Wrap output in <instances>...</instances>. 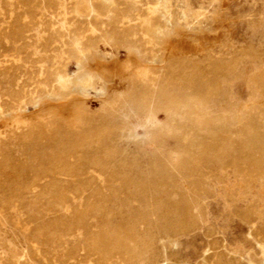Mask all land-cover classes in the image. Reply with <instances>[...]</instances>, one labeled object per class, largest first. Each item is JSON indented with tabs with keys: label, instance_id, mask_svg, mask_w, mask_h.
I'll list each match as a JSON object with an SVG mask.
<instances>
[{
	"label": "rangeland",
	"instance_id": "1",
	"mask_svg": "<svg viewBox=\"0 0 264 264\" xmlns=\"http://www.w3.org/2000/svg\"><path fill=\"white\" fill-rule=\"evenodd\" d=\"M260 71L264 0H0V264H264Z\"/></svg>",
	"mask_w": 264,
	"mask_h": 264
},
{
	"label": "bare ground",
	"instance_id": "2",
	"mask_svg": "<svg viewBox=\"0 0 264 264\" xmlns=\"http://www.w3.org/2000/svg\"><path fill=\"white\" fill-rule=\"evenodd\" d=\"M42 1V0H41ZM96 7V6H95ZM110 11V10H109ZM103 15V14H102ZM107 16V15H106ZM107 21H109V20H107ZM106 21V22H107ZM103 22V21H102ZM119 22V19H117L116 17H112L111 18V20H110V23H108L109 24V27L107 28V32L108 33H111L112 32V30H114V29H116L115 27V24L116 23H118ZM14 24V23H13ZM106 25V24H105ZM115 26V27H114ZM130 26V25H129ZM42 30V29H41ZM78 30V29H77ZM115 31V30H114ZM103 32V31H102ZM12 34V33H11ZM104 36H105V34H104ZM53 38V37H52ZM54 39V38H53ZM82 39V38H81ZM83 40V39H82ZM54 41V40H53ZM65 42V41H64ZM54 43V42H53ZM56 43V42H55ZM81 43V42H80ZM83 43V42H82ZM56 45V44H55ZM7 48V47H6ZM56 48H58V47H56ZM68 48V47H67ZM73 49V48H72ZM10 51V50H9ZM44 51V50H43ZM74 51V50H73ZM59 54V53H58ZM69 56V55H68ZM69 58V57H68ZM146 60V59H145ZM72 63V62H71ZM12 64V63H11ZM18 64V63H17ZM16 65V64H15ZM218 68L223 72V73H226V74H228L229 75V73L232 71V69L236 66V63H234V62H230V63H228V64H222V63H220V62H218ZM216 66V67H217ZM15 67V66H14ZM5 68H7V67H5ZM11 69H12V67H11ZM214 69V68H213ZM7 70V69H6ZM75 71H76V66H72L71 68H70V70H68L67 71V73L70 75V74H73V73H75ZM36 72V71H35ZM7 73V72H6ZM201 73V72H200ZM260 75H261V79L260 80H256L254 77H250V78H248V80H247V86L246 87H248L249 88V95H250V102H251V104H244V105H240V107L244 110V112H245V115H247V116H250V117H252V118H254L255 119V117H257V112H256V106H255V103H257L258 102V100L260 99V97L262 96V94L261 93H259L258 91H257V89H256V85L257 84H260V85H262V86H264V72L263 71H260V72H258ZM257 73V74H258ZM49 74V73H48ZM59 74V73H58ZM214 74V73H213ZM219 74V73H218ZM54 75V74H53ZM198 75V74H197ZM197 75H196V77H197ZM249 75V74H248ZM71 76V75H70ZM203 76V75H202ZM201 76V77H202ZM3 77V76H2ZM215 77V76H214ZM214 77H212V78H214ZM247 77V76H246ZM259 77V76H258ZM1 78V77H0ZM62 78H63V76H62ZM2 79V78H1ZM198 80H199V78H197ZM201 80H199V81H202L203 82V84H204V87H205V90H204V92L202 93L203 95H209V94H212V93H215L217 90H218V84H217V82L216 81H214V79L213 80H211V82H212V84L211 85H209L208 86V80L206 79V78H204V80L202 79V78H200ZM68 80V79H67ZM178 80V79H177ZM12 81V80H11ZM78 81V80H77ZM198 81V82H199ZM50 82V81H49ZM71 82V81H70ZM11 83V82H10ZM74 82H72V84H73ZM83 83H84V80L82 79V78H80L79 79V81H78V83H77V85H79L80 87L81 86H83ZM138 83V82H137ZM91 84V83H90ZM202 84V83H201ZM74 85V84H73ZM162 87V86H161ZM79 89V88H78ZM139 89V88H138ZM47 90V89H46ZM84 90V89H83ZM87 90H89L88 88H87ZM150 91V90H149ZM20 92H21V90H20ZM136 92H137V90H136ZM5 93V92H4ZM15 93V92H14ZM144 93V92H143ZM201 93V92H200ZM264 93V92H263ZM2 94V93H1ZM0 94V95H1ZM62 94V93H61ZM42 95V94H41ZM24 96V95H23ZM56 96V95H55ZM123 96V95H122ZM122 96H121V98H122ZM127 96V95H126ZM60 97V96H59ZM67 97V96H66ZM32 98V97H31ZM191 98V97H190ZM196 98V97H195ZM29 99V98H28ZM148 99V98H147ZM114 100H115V97H114ZM119 100V99H118ZM10 101V100H9ZM171 101V100H170ZM113 103H116V102H113ZM158 103V102H157ZM5 104V103H4ZM169 104V103H168ZM8 106V105H7ZM12 106V105H11ZM128 106V105H127ZM226 106L228 107V104H226ZM33 107V106H32ZM129 107V106H128ZM127 107V108H128ZM226 107V108H227ZM6 108V107H5ZM23 108V107H22ZM109 108V107H108ZM124 108V107H123ZM133 108V107H132ZM172 108V107H171ZM230 108V107H229ZM231 108H233V106L231 107ZM7 109V108H6ZM12 109V108H11ZM107 109V108H106ZM148 109V108H147ZM225 109V108H224ZM238 109H239V107L238 108H235L234 109V116H235V118H236V122H235V124L234 125H236V124H240L239 122H240V120L238 119V116H239V114H238ZM105 110V109H104ZM144 111V110H143ZM232 111V110H231ZM125 112V111H124ZM131 112V111H130ZM129 114V113H128ZM144 114H146V113H144ZM221 114V113H220ZM219 114V115H220ZM81 115V114H80ZM256 115V116H255ZM221 116V115H220ZM233 116V117H234ZM100 117H101V115H100ZM114 117V116H113ZM118 117V116H117ZM223 117V116H222ZM94 118V117H93ZM97 118H98V116H97ZM156 118V117H155ZM160 118V117H159ZM95 119V118H94ZM100 119V118H99ZM98 119V120H99ZM157 120V119H156ZM220 120H223V119H220ZM91 121V120H90ZM100 121V120H99ZM254 121H256V120H254ZM264 121V120H263ZM96 122V121H95ZM220 122V121H219ZM218 122V123H219ZM259 122V121H258ZM258 122L256 121V123L253 125V127H252V129H251V133H253V134H255L257 131V126H258ZM101 123V122H100ZM103 124V123H102ZM221 124V128L219 127V126H216V127H219L220 129H219V131L218 132H216V133H211V131L212 130H209L210 131V134L207 136V137H205V140H203V141H201V143H200V148H202V152L203 153H205V155H207L208 157H210V158H221V157H225L228 153H227V151H225L224 149H223V147H222V143H221V141H220V139L222 138V140H223V142L224 141H231V142H234V139H233V137H234V134L238 131V130H240L241 129V126H238V125H236L234 128L235 129H233V130H231V129H227L224 125H222V124H224V123H220ZM98 125V124H97ZM117 125H119V124H117ZM259 125H260V123H259ZM262 125V124H261ZM158 126V125H157ZM106 127V126H105ZM139 127V126H138ZM151 127V126H150ZM60 128V127H59ZM145 128V127H144ZM147 128V127H146ZM215 128V127H214ZM66 129V128H65ZM124 130V129H123ZM217 130V129H216ZM125 131V130H124ZM126 131H128V130H126ZM146 131V130H145ZM98 132V131H97ZM108 132V131H107ZM119 132V131H118ZM214 132V131H213ZM104 133V132H103ZM110 133H112V132H110ZM108 134V133H107ZM133 135V134H132ZM135 135V134H134ZM148 135V134H147ZM72 136H73V134H72ZM102 136H103V134H102ZM117 136V135H116ZM121 136V135H120ZM144 136V135H143ZM118 137H119V135H118ZM60 138V137H59ZM64 138V137H63ZM98 135L97 134H93V135H88V136H85V137H82L81 138V140L79 141V144H84V145H88V147L90 146V147H95V146H97L98 145ZM103 138V137H102ZM134 139V138H133ZM75 140V139H74ZM108 141H110V139L108 140ZM64 142V141H63ZM101 142V141H100ZM76 143V142H75ZM226 143V142H225ZM77 144V143H76ZM78 144V145H79ZM103 144H105V143H103ZM31 145V144H30ZM106 145V144H105ZM75 146V145H74ZM99 146V145H98ZM30 148V147H29ZM186 148V147H185ZM25 150V149H24ZM63 150V149H62ZM105 150V149H104ZM8 153V152H7ZM25 153V152H24ZM55 153V152H54ZM58 153V152H57ZM106 153H108V152H106ZM48 154V153H47ZM109 154V153H108ZM192 154V153H191ZM29 155V154H28ZM1 156V155H0ZM102 156V155H101ZM206 156V157H207ZM39 157H40V155H39ZM93 158V157H92ZM162 158V157H161ZM6 159V158H5ZM36 159V158H35ZM34 159V160H35ZM165 159V158H164ZM209 159V158H208ZM110 160V159H109ZM66 163V162H65ZM70 163V162H69ZM150 163V162H149ZM168 163V162H167ZM92 164L95 166V167H97V168H101V167H103V162L101 161V159H99V158H96L93 162H92ZM155 164H156V176L158 177V178H160L163 182H174V172H175V168L173 169V171H172V173L171 174H168V172H167V165L165 164V163H156L155 162ZM44 165V164H43ZM78 165H80V164H78ZM12 167V166H11ZM46 167V166H45ZM59 167H61V166H59ZM19 168V167H18ZM42 168V167H41ZM62 168V167H61ZM192 168L194 169L195 167L194 166H192ZM43 169V168H42ZM61 170V169H60ZM238 170V169H237ZM72 171V170H71ZM46 172V171H45ZM110 173V172H109ZM35 176V175H34ZM19 177V176H18ZM34 178V177H33ZM191 179V178H190ZM40 180H41V178H40ZM53 180V179H52ZM129 183H130V181H129ZM52 184V183H51ZM149 186V185H148ZM21 188V187H20ZM19 188V189H20ZM51 189V188H50ZM175 192V191H174ZM88 202V201H87ZM52 203V202H51ZM84 206V205H83ZM104 207V206H103ZM75 208V207H74ZM98 209V208H97ZM79 211V210H78ZM85 211V210H84ZM100 211V210H99ZM175 218V217H174ZM133 219V218H132ZM86 223V222H85ZM139 223V222H138ZM41 231V230H40ZM109 233V232H108ZM99 235V234H98ZM101 236V235H100ZM92 238V237H91ZM102 238V237H101ZM103 239H105V237L103 238ZM40 240V239H39ZM85 240V239H84ZM116 241V240H115ZM128 241V240H127ZM85 243V242H84ZM126 243V242H125ZM39 244V243H38ZM116 244V243H115ZM127 244V243H126ZM91 245H92V243H91ZM120 247V246H119ZM117 248V247H116ZM92 249V248H91ZM95 250H96V248H94ZM135 251V250H134ZM97 252V251H96ZM70 254V253H69ZM213 254H214V252H213ZM87 256V255H86ZM107 257V256H106ZM213 257V256H212ZM108 258V257H107ZM148 258V257H147ZM153 259V258H152ZM155 259V258H154ZM124 261V260H123ZM113 262V261H112ZM156 263H158V262H156ZM7 264H9V263H7ZM100 264V263H99ZM127 264V263H126ZM150 264V263H149ZM209 264V263H208ZM227 264V263H226Z\"/></svg>",
	"mask_w": 264,
	"mask_h": 264
}]
</instances>
